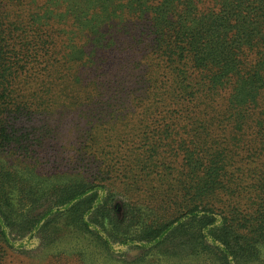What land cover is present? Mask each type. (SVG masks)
<instances>
[{
  "label": "trees",
  "instance_id": "16d2710c",
  "mask_svg": "<svg viewBox=\"0 0 264 264\" xmlns=\"http://www.w3.org/2000/svg\"><path fill=\"white\" fill-rule=\"evenodd\" d=\"M70 232L264 264V0H0V264Z\"/></svg>",
  "mask_w": 264,
  "mask_h": 264
},
{
  "label": "rangeland",
  "instance_id": "374dc122",
  "mask_svg": "<svg viewBox=\"0 0 264 264\" xmlns=\"http://www.w3.org/2000/svg\"><path fill=\"white\" fill-rule=\"evenodd\" d=\"M24 246H29L26 249V252L28 254L23 257H19V258L18 256H13L9 261L10 264H47L48 263L47 258L52 256L53 254H55V252L61 249H75L72 247L75 246L76 248H80L82 246H92V245L87 238L75 235L74 233L71 234L70 232V233H65L64 235H61L54 243H52L51 245H48V246H53V247H51L52 249H49L47 255L42 254V253H41V256L35 255L38 249L37 246H39V241L36 239L32 240L28 245H24ZM41 246L43 245L41 244ZM113 249H114V255L118 257L120 256L122 257V259L124 258L132 259L137 254L136 250L128 249L119 244L113 245ZM123 255H125L124 258H123ZM52 264H56L55 261H53Z\"/></svg>",
  "mask_w": 264,
  "mask_h": 264
}]
</instances>
